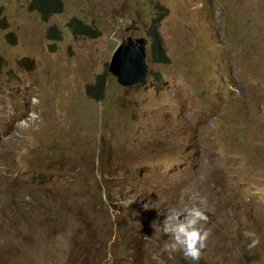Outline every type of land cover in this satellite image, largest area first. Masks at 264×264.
I'll use <instances>...</instances> for the list:
<instances>
[{
    "label": "rangeland",
    "instance_id": "374dc122",
    "mask_svg": "<svg viewBox=\"0 0 264 264\" xmlns=\"http://www.w3.org/2000/svg\"><path fill=\"white\" fill-rule=\"evenodd\" d=\"M63 1L45 21L0 0V264H194L162 250L193 196L211 231L195 264H264V0ZM125 37L150 41L134 88L109 71Z\"/></svg>",
    "mask_w": 264,
    "mask_h": 264
},
{
    "label": "clouds",
    "instance_id": "9594fccd",
    "mask_svg": "<svg viewBox=\"0 0 264 264\" xmlns=\"http://www.w3.org/2000/svg\"><path fill=\"white\" fill-rule=\"evenodd\" d=\"M109 71L111 72L110 68ZM173 173H176V178L173 181L171 190L167 193L169 197L173 195L177 188H180V185L178 183L180 172L177 170H172L169 173H163L164 179L168 178V176L172 175ZM190 177L192 179H197V172L195 170H192L190 173ZM190 199L192 200V202L189 205L182 208L169 209L167 211V216L163 223L165 231L172 236V241L170 243L166 242L162 250L167 251L169 252V254H171L172 252H175L179 249L182 251L185 258L192 260L195 264V262H198L201 258L202 250L206 247V242L211 234V231L207 227L209 222V216L207 215V206L195 196L190 197Z\"/></svg>",
    "mask_w": 264,
    "mask_h": 264
},
{
    "label": "trees",
    "instance_id": "16d2710c",
    "mask_svg": "<svg viewBox=\"0 0 264 264\" xmlns=\"http://www.w3.org/2000/svg\"><path fill=\"white\" fill-rule=\"evenodd\" d=\"M31 7L41 14L45 21H49L55 14L61 13L64 10L63 0H32ZM70 28L73 32H94L92 27L80 19L74 18L70 23ZM57 27H53L50 30V34L54 37L56 33H59ZM148 37L153 40V54H156L153 58L155 62L161 64H170L171 59L167 55V51L163 44V37L158 30L153 27L149 30ZM109 72L98 79V82L94 86L88 87L89 95L95 99L104 101L107 93V78Z\"/></svg>",
    "mask_w": 264,
    "mask_h": 264
},
{
    "label": "water",
    "instance_id": "95a60500",
    "mask_svg": "<svg viewBox=\"0 0 264 264\" xmlns=\"http://www.w3.org/2000/svg\"><path fill=\"white\" fill-rule=\"evenodd\" d=\"M149 40L124 38L111 62V73L124 87L145 84L150 78L148 65Z\"/></svg>",
    "mask_w": 264,
    "mask_h": 264
},
{
    "label": "bare ground",
    "instance_id": "6f19581e",
    "mask_svg": "<svg viewBox=\"0 0 264 264\" xmlns=\"http://www.w3.org/2000/svg\"><path fill=\"white\" fill-rule=\"evenodd\" d=\"M116 54V53H115ZM114 57V56H113ZM111 66V65H110ZM151 71V70H150ZM151 75V74H150ZM143 85V84H142ZM141 86V85H140ZM134 87H138V86H134ZM134 87H125V88H134Z\"/></svg>",
    "mask_w": 264,
    "mask_h": 264
}]
</instances>
